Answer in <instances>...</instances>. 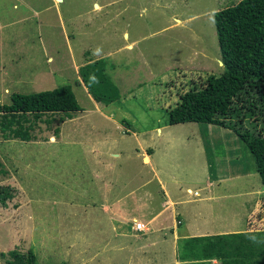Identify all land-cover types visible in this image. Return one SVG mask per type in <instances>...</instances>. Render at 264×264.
Masks as SVG:
<instances>
[{
	"label": "rangeland",
	"instance_id": "374dc122",
	"mask_svg": "<svg viewBox=\"0 0 264 264\" xmlns=\"http://www.w3.org/2000/svg\"><path fill=\"white\" fill-rule=\"evenodd\" d=\"M239 1L0 0V102L71 85L83 108L44 116L32 140L0 133V186L14 193L1 264L14 249L36 264H175L174 227L264 230V184L237 134L167 123L181 93L224 71L215 14ZM98 59L120 90L108 105L79 73ZM141 215L146 232L129 222Z\"/></svg>",
	"mask_w": 264,
	"mask_h": 264
},
{
	"label": "trees",
	"instance_id": "16d2710c",
	"mask_svg": "<svg viewBox=\"0 0 264 264\" xmlns=\"http://www.w3.org/2000/svg\"><path fill=\"white\" fill-rule=\"evenodd\" d=\"M215 24L225 69L181 93L168 110L167 123L196 122L233 130L253 154L264 184V0H241L226 7L215 14ZM79 73L96 101L108 105L121 97L106 73L105 60L84 64ZM11 98L9 104L0 102V133L8 138L32 140L44 116L52 123L54 118L49 116L56 113L72 117L73 112L83 110L71 85L14 93ZM2 165L0 160V173L7 174ZM13 197L11 186H0L2 206L7 207ZM179 244V257L197 259L196 264H264V230L185 238ZM9 254L6 264H36L31 250L28 259L17 249ZM212 258L219 263L207 262Z\"/></svg>",
	"mask_w": 264,
	"mask_h": 264
},
{
	"label": "crops",
	"instance_id": "0c3cea01",
	"mask_svg": "<svg viewBox=\"0 0 264 264\" xmlns=\"http://www.w3.org/2000/svg\"><path fill=\"white\" fill-rule=\"evenodd\" d=\"M99 109V108H98ZM100 110V109H99ZM99 113H101L102 115H103V113L102 112H100L99 111ZM104 130V129H103ZM159 131H161V129L159 128L158 129ZM105 133V132H104ZM102 136H103V139L104 140H108L109 139V137L108 136H106V135H103V133H102ZM100 141V136H98V138L96 139V142H99ZM97 151L99 152V148L97 149ZM145 159L147 160V157H145ZM148 159H149V157H148ZM152 171H154L155 172V170L153 169ZM156 177H157V173H156ZM188 191H191V189L190 188H188ZM165 192V191H164ZM163 192V193H164ZM166 193V192H165ZM162 196H164V194H162ZM165 204V209H168V208H170V209H172L173 208V206H170V204L172 203L173 205H174V202L172 201V200H166L165 202H164ZM119 204V201L118 200H116L114 203H113V206H117ZM106 208H108L107 206H106ZM164 209V210H165ZM163 210V211H164ZM163 211H159L158 213H156V214H152V213H149V215H152V217L151 218H149V221H151V224H153V222L154 221H156L159 217H161L162 216V214L161 213H163ZM142 215H145V217H148V213H145V214H142ZM140 216V217H136V216H133V220L132 221H129V222H131V223H133L134 221H140V222H143V223H145V229H144V231L146 232V230L148 231L149 229H150V227H148V229H147V223H148V221H145L144 222V219H143V217L144 216ZM134 217H136V218H134ZM177 217V216H176ZM178 224H182V220L181 219H179L178 220ZM158 228H160V227H158ZM167 230V229H166ZM143 231V232H144ZM171 231V233L173 234V238H174V243H176L175 244V246L176 247H178V251H177V249L175 248L174 249V254H175V264H196L197 263V259H194V258H192V257H186L185 259H181L180 257H179V247H180V244H179V242H180V240H183V239H185V238H193V237H198V236H206V235H215V234H224V233H222V231H221V233H215V234H211V231H209V230H204V231H202L201 232V230L199 231L198 229H195V232L194 233H186V234H182V235H180L178 232H177V230H176V227H174L173 229H171L170 230ZM234 232H241V231H238V230H236V231H234ZM170 233V232H169ZM226 233H228V232H226ZM231 233V232H230ZM166 235V233H164V237H166L165 236ZM180 239H179V238ZM179 239V240H178ZM179 257V258H178ZM207 261V260H206ZM212 262V263H219V261H218V259H216V258H212V259H208V261L207 262Z\"/></svg>",
	"mask_w": 264,
	"mask_h": 264
},
{
	"label": "built area",
	"instance_id": "2783aa9c",
	"mask_svg": "<svg viewBox=\"0 0 264 264\" xmlns=\"http://www.w3.org/2000/svg\"><path fill=\"white\" fill-rule=\"evenodd\" d=\"M143 223H141V222H137L136 223V227H137V229H142V227H143Z\"/></svg>",
	"mask_w": 264,
	"mask_h": 264
},
{
	"label": "water",
	"instance_id": "95a60500",
	"mask_svg": "<svg viewBox=\"0 0 264 264\" xmlns=\"http://www.w3.org/2000/svg\"><path fill=\"white\" fill-rule=\"evenodd\" d=\"M57 1H62V0H57ZM222 63H223V61H222Z\"/></svg>",
	"mask_w": 264,
	"mask_h": 264
}]
</instances>
